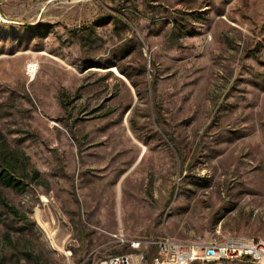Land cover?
<instances>
[{"label": "rangeland", "instance_id": "rangeland-1", "mask_svg": "<svg viewBox=\"0 0 264 264\" xmlns=\"http://www.w3.org/2000/svg\"><path fill=\"white\" fill-rule=\"evenodd\" d=\"M0 131V264L264 239V0H0Z\"/></svg>", "mask_w": 264, "mask_h": 264}, {"label": "built area", "instance_id": "built-area-1", "mask_svg": "<svg viewBox=\"0 0 264 264\" xmlns=\"http://www.w3.org/2000/svg\"><path fill=\"white\" fill-rule=\"evenodd\" d=\"M115 238L128 248L99 264H225L249 261L264 264V239L229 234L222 239L174 243L168 236L154 238Z\"/></svg>", "mask_w": 264, "mask_h": 264}, {"label": "trees", "instance_id": "trees-1", "mask_svg": "<svg viewBox=\"0 0 264 264\" xmlns=\"http://www.w3.org/2000/svg\"><path fill=\"white\" fill-rule=\"evenodd\" d=\"M6 145V139L0 131V185L11 188L16 192H22L29 184L28 180L25 181V179L22 178L23 176H28V173H25L27 156L20 151L23 158L20 166V157L15 151L8 152ZM36 177H39L38 171H31V178ZM1 205L13 215L24 218V215H20L14 206L10 205L6 199L1 198Z\"/></svg>", "mask_w": 264, "mask_h": 264}, {"label": "bare ground", "instance_id": "bare-ground-1", "mask_svg": "<svg viewBox=\"0 0 264 264\" xmlns=\"http://www.w3.org/2000/svg\"><path fill=\"white\" fill-rule=\"evenodd\" d=\"M174 243H181V242L174 241Z\"/></svg>", "mask_w": 264, "mask_h": 264}]
</instances>
